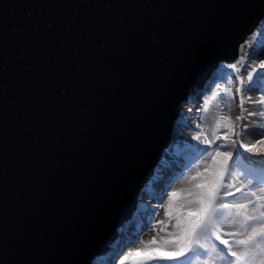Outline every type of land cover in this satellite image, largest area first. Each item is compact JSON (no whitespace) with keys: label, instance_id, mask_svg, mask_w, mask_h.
I'll use <instances>...</instances> for the list:
<instances>
[{"label":"water","instance_id":"1","mask_svg":"<svg viewBox=\"0 0 264 264\" xmlns=\"http://www.w3.org/2000/svg\"><path fill=\"white\" fill-rule=\"evenodd\" d=\"M263 14L264 0H0L5 264L94 263L182 102ZM65 86L74 102L50 106Z\"/></svg>","mask_w":264,"mask_h":264},{"label":"snow or ice","instance_id":"2","mask_svg":"<svg viewBox=\"0 0 264 264\" xmlns=\"http://www.w3.org/2000/svg\"><path fill=\"white\" fill-rule=\"evenodd\" d=\"M53 28V22L47 21V29L52 31ZM261 31L264 33V29ZM250 55H264V51L252 52ZM243 59L244 57H240V60ZM25 67L28 66L25 65ZM236 68L237 63L228 65L225 75L221 77L225 84L229 85L223 88L228 102L232 98L230 84L232 76L235 75V72L231 70ZM6 71L7 63H0V73ZM238 79L241 82L237 91L242 93L243 81L242 78ZM247 79L249 94L253 91L260 94L261 99L253 103L262 105L259 115L264 118V60H261L258 65H251ZM71 91L69 86L60 87L59 94H57L56 88H52L48 97L49 105L74 102V97L70 94ZM208 91H211V88ZM248 98L250 99V95ZM240 99L241 111H243V95ZM180 111V119L184 120L188 128H192L191 109H181ZM198 111L200 110L198 109ZM252 115L256 114L249 113V116ZM215 123L217 128L228 129L223 133L225 137L223 142L216 144L215 148L211 149L195 143L194 141L201 140L199 128L204 124L203 120L199 121L196 125L195 136L188 138L187 158H182L179 164L175 165L174 173L166 178L159 194L153 197L159 200L165 199L166 189L171 188L175 179L181 176L192 180L199 178V183L195 185L196 190L190 194L189 199L183 202L177 200L180 193L184 191L183 189L171 192L167 214L171 216L175 212L174 229L160 240L153 237L144 242L147 245L144 247L133 248L132 245L136 244L140 237L139 235L130 237L115 251L111 257V264H117V262L124 264L125 261H128V264H149V262L151 264H190L193 258L200 260L201 257L204 258L203 264H264V119L257 120L252 124H242L241 131L236 133L237 136H242L244 132L255 133L257 139L254 143L230 137L229 132L234 131L230 123H222L220 120H216ZM4 127L5 114L3 110H0V156L3 155L6 146ZM217 139H219L218 135ZM249 140H251V136ZM213 143L215 141L208 139L205 134L203 145ZM224 144H227L228 147L221 151ZM233 149H235V156H233ZM242 149L261 153V155L258 157L246 156ZM206 158L211 159L208 161ZM205 163H210L211 168L197 170L195 174L187 171L194 165L199 169V165ZM240 169L243 171L241 172ZM225 172H227L229 180H235L237 174L244 177L240 186L245 187L246 182L247 187L246 194L240 198L242 202H237L230 196V191L234 186L224 179ZM6 175V168L0 166V264H5L3 256L8 250V237L3 220L6 203L4 189ZM217 197L225 202H218ZM151 211L155 212L156 209L152 208ZM225 227L232 229L228 233L231 236L230 241L224 238Z\"/></svg>","mask_w":264,"mask_h":264},{"label":"rangeland","instance_id":"3","mask_svg":"<svg viewBox=\"0 0 264 264\" xmlns=\"http://www.w3.org/2000/svg\"><path fill=\"white\" fill-rule=\"evenodd\" d=\"M264 14L256 24V26L244 36V40L241 41L237 46L238 57L229 62L227 60H219V69L215 76H209L205 79L202 86H197L190 91L188 100H185L181 104V109H191L192 117V128H188L184 120L180 119L181 111L176 117L173 126H172V137L173 145L170 148L178 152L182 158H187L189 144L188 138L194 137L197 131L196 125L199 121L203 120L204 124L201 125L199 131L201 133V140L194 141L199 143L202 146L208 148H215L216 144L222 143L225 137L223 133L228 131L223 127L217 128L215 123L216 120H220L222 123H230L233 126L234 131L229 132V136L233 139H244L245 142H255L257 136L253 132H244L242 136H237L236 133L241 131L242 124H252L257 120H261L259 113L261 111L262 105L260 103H253L254 101H259L261 99L259 92L253 91L249 94L247 90V85L249 83L247 76L248 71L252 64H259L261 60H264V55H250L252 52L264 51ZM240 57H244L243 60H240ZM232 63H237V68L231 71L235 72V75L232 76L230 87L232 89V98L228 102V97L223 92V88L229 85H226L224 80L221 79L225 75L227 66ZM259 68H257L258 71ZM243 81V92L240 93L237 91V88L240 84V79ZM219 85V87H217ZM211 88V91L208 89ZM241 95L244 97L243 101V111H241ZM250 95V99L248 98ZM199 97V99H197ZM180 109V110H181ZM198 109L200 111H198ZM249 113H255L256 115L249 116ZM239 117V118H238ZM175 126V128H174ZM205 134L210 140H214L215 143L211 145H203V139ZM217 135L219 139H217ZM251 136V140L249 137ZM238 146V145H237ZM228 145L224 144L221 148V151L225 150ZM246 156L258 157L260 155H255L247 150L242 149ZM233 156H235V149H233ZM178 157V159H179ZM175 160L174 157L169 156L168 162H165L164 159H161L165 165H162L161 170L156 175V179L165 182L166 178L171 176L175 171V165H178L180 160ZM211 158H206L210 161ZM231 164V161H230ZM159 165V162L156 166ZM155 166V167H156ZM205 168H211L210 163L200 164L199 169L194 165L191 169H188V172L195 174L197 170H204ZM242 172L243 169H240ZM154 179V180H156ZM224 179L228 180L233 184V189L230 191V196L235 198L237 202H242L241 197L246 194L247 183L245 182V187L240 186V182L244 180V177L240 174H237L235 180H229L227 177V172H225ZM152 182V181H151ZM155 181H153L154 183ZM199 183V178L192 180L186 176H181L175 179L173 186L166 189L165 199L159 200L154 199L153 197L159 194V187L157 185L148 184L144 185L142 192L146 198V202L143 208L139 212L135 210L130 217L131 220L127 223L121 224L120 228L116 233V242L112 243L111 246L107 247L104 251L106 254H103V259H97L95 263L92 264H111V257L115 254V251L125 243L130 237L139 235L140 239L136 244H133V248L147 246L144 242L151 240L153 237H156L157 240L164 238L172 231L175 227V212L173 215L169 216L168 213V198L171 199L172 191H179L183 189L184 191L180 193L177 197L178 201H185L190 198V194L195 192V185ZM218 202H225L217 197ZM136 204V203H135ZM136 208V207H135ZM156 209L155 212H152L151 209ZM147 225V226H145ZM123 228V229H122ZM143 229V231H141ZM232 229L225 227L224 238L231 240V236L228 235ZM219 243V242H217ZM182 258V257H180ZM203 257L200 260L194 259L192 264H203ZM151 263V262H149ZM119 264V262H117ZM124 264H128V261H125Z\"/></svg>","mask_w":264,"mask_h":264},{"label":"bare ground","instance_id":"4","mask_svg":"<svg viewBox=\"0 0 264 264\" xmlns=\"http://www.w3.org/2000/svg\"><path fill=\"white\" fill-rule=\"evenodd\" d=\"M223 60H224V59H223ZM230 62H231V61H230ZM217 69H219V63H218V67H217L216 69H213V71H210L208 77H209V76L211 77L212 75L215 76V74H216V72H217ZM201 86H202V85H201ZM201 86H200V87H201ZM195 88H196V87H195ZM189 95H190V94H189ZM189 95H188V98H189ZM172 126H173V125H172ZM174 128H175V126H174ZM171 135H172V130H171ZM250 142H252V141H250ZM252 143H254V142H252ZM172 145H173V137L171 136L168 145H167V146L162 150V152H161L160 160H161V159H164L165 162H168V161H169V160H168V157H169V156L174 157L175 160H177L178 157L181 156L178 152L174 151L173 149L170 150V148L172 147ZM251 153H253V152H251ZM253 154H255V155H261V153H253ZM181 157H182V156H181ZM181 157H179L178 160H181ZM160 160H159V165L156 166V167L154 168L153 173L151 174V176L145 181V183H144L145 186H147L148 184L152 185V184L155 183V185H157V186H155L156 188H157V187H159V189L162 188V185H163L164 182H163V181H160V180H158V179H156V178H157L156 175H157V173H159V171L161 170L162 165H165L162 161L160 162ZM154 179H156V180H154ZM151 181H152V182H151ZM153 181H155V182L153 183ZM144 185H143V187H144ZM143 187H142V188H143ZM142 188L139 190V192H138V194H137V196H136V204H135V207H136V208H134V210H135L136 212H139L140 209L144 207L145 202H146V198H145V196H144V194H143V192H142V191H143ZM169 200H170V197L168 198V201H169ZM129 219L131 220L130 217H127V219L124 221V223L129 222V221H130ZM122 224H123V223H122ZM122 229H123V228H122ZM113 242H114V243L116 242V236H115V239H114V240H111V241L109 242L108 247L111 246ZM103 254H106V253L103 252L102 254H100L99 257H95V259H94V263L97 261V259H98V260H99V259H103ZM180 259H183V257L180 258ZM194 259H195V258H193V259L191 260L190 264H192V262L194 261ZM149 264H151V263H149Z\"/></svg>","mask_w":264,"mask_h":264}]
</instances>
